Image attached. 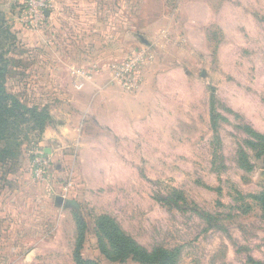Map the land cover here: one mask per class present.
<instances>
[{
    "label": "rangeland",
    "instance_id": "obj_1",
    "mask_svg": "<svg viewBox=\"0 0 264 264\" xmlns=\"http://www.w3.org/2000/svg\"><path fill=\"white\" fill-rule=\"evenodd\" d=\"M48 2L58 14L56 25L48 21L36 31L23 21L21 0H0V69L2 56L9 68L7 92L21 103L50 112V99L40 90L49 82L37 81L33 72L47 71L48 62L37 60H49L52 52L33 47L38 41L47 43L54 36L60 46L87 42L89 48L110 38V27L150 36L166 32L165 49L184 54L189 70L200 77L202 110L210 109L212 99L215 124L202 126L194 144L168 146L167 160L121 162L129 177L113 176L125 169L114 162L111 175L104 172L98 186L87 182L80 164L64 157L50 158L47 181L37 182L35 155L42 151L49 158L46 149L52 146L22 125L0 144L6 157L0 160V264H77L78 216L87 225L79 252L99 264H141L114 262L102 253L96 227L102 217L112 219L148 253H172L174 264H264V167L248 144L257 142L254 133L264 136V16L256 17L263 23L257 31L253 24L231 27L235 31L228 33L211 27L204 34L189 32L196 42L188 43L177 40L183 29L180 37L188 32L179 0ZM86 14L95 15L97 24L82 22ZM171 19L176 20L174 31ZM188 27L192 30L191 23ZM70 150L60 152L66 156ZM242 156L250 170L241 164ZM74 165L79 167L75 171ZM58 195L76 200L80 208L56 206Z\"/></svg>",
    "mask_w": 264,
    "mask_h": 264
},
{
    "label": "crops",
    "instance_id": "obj_2",
    "mask_svg": "<svg viewBox=\"0 0 264 264\" xmlns=\"http://www.w3.org/2000/svg\"><path fill=\"white\" fill-rule=\"evenodd\" d=\"M179 2L181 8L178 12H181L183 26L188 32L182 37L184 29L179 32L178 42L194 43L196 36L189 32L204 34L211 27L222 33L235 31L231 27L238 29L253 24L256 31L263 27V23L256 19L264 16L263 0ZM49 11L47 22L56 25L58 14L52 7ZM237 17L240 21L236 20ZM81 21L95 25L98 18L86 14ZM188 23L192 24V30ZM176 25V20H172L169 29L173 30ZM139 32L137 29L125 31L110 27L106 33L112 34L111 37L100 38V42L94 41L95 46L89 48L87 42L81 47L77 43V46H60L53 42L54 36H50L47 43L38 41L32 44L52 52L49 60H37L39 65L48 62L47 71L33 72L37 81L46 79L49 82L47 88L40 90L45 91L44 95L50 99L53 122L43 133L41 143L52 146L51 150L46 149L49 159L57 157L62 160L64 157V161L80 164L82 175L93 185L102 184L104 172L111 175L114 162H118L117 169L125 167L123 172L113 173L121 180V177L130 176L128 166L121 162L167 160L168 146L194 144L201 138L202 126H213L212 99L211 111L208 107L202 110L200 77L189 70L184 54L174 56L166 50V32L152 36ZM70 34L75 35L72 31ZM134 48L148 54L142 70L143 82L138 90L125 89L109 72L90 73L93 65L121 61ZM80 71L89 73L84 75ZM206 75L205 71L201 74L202 78ZM63 148H71L70 154L64 156L60 152ZM61 168V165L57 166L58 170ZM77 168L74 165L73 170Z\"/></svg>",
    "mask_w": 264,
    "mask_h": 264
},
{
    "label": "trees",
    "instance_id": "obj_3",
    "mask_svg": "<svg viewBox=\"0 0 264 264\" xmlns=\"http://www.w3.org/2000/svg\"><path fill=\"white\" fill-rule=\"evenodd\" d=\"M1 60L5 65L0 69V144L7 142L10 137L15 136L14 132H18L22 125H28L29 130L37 131L38 136H42L46 128L52 124L53 119L47 109H40L37 107H28L20 102V100L7 92L6 89V74L8 73V63L5 58L1 56ZM212 122L215 124L214 112ZM253 133V132H252ZM257 142L249 141L254 149L258 151V157L262 159L264 167V136L255 134ZM39 139L41 137H38ZM3 150L0 149V160L5 159V155L1 154ZM241 164L249 170L252 168L247 158L242 156ZM49 172V169H48ZM163 202H168L169 199H161ZM174 206L181 209V206L176 202ZM78 245L76 253L77 264H99L93 260L84 259L79 252L83 247L86 234V222L78 216ZM97 232L99 234V242L102 253L114 262H125L132 259L141 264H174V255L162 249L155 250L153 253H148L142 249L137 243L128 237L120 227L110 218L102 217L97 223ZM107 241V244L106 242Z\"/></svg>",
    "mask_w": 264,
    "mask_h": 264
},
{
    "label": "built area",
    "instance_id": "obj_4",
    "mask_svg": "<svg viewBox=\"0 0 264 264\" xmlns=\"http://www.w3.org/2000/svg\"><path fill=\"white\" fill-rule=\"evenodd\" d=\"M21 6L25 24L32 30H42L47 23L46 11L50 9L48 0H21ZM147 60V52L136 49L121 61L110 60L105 64L93 65L90 73L109 72L119 85L127 90L136 91L143 82L142 70ZM82 73L85 75L89 71ZM49 165L50 159L47 155L42 151L37 152L34 159V179L37 182L47 181Z\"/></svg>",
    "mask_w": 264,
    "mask_h": 264
},
{
    "label": "water",
    "instance_id": "obj_5",
    "mask_svg": "<svg viewBox=\"0 0 264 264\" xmlns=\"http://www.w3.org/2000/svg\"><path fill=\"white\" fill-rule=\"evenodd\" d=\"M46 16L49 17L50 16V11L47 10L46 11ZM55 204L56 206H65V207H70L73 209L78 210L79 209V204L75 201V200H71V199H65L62 196H57L55 198Z\"/></svg>",
    "mask_w": 264,
    "mask_h": 264
}]
</instances>
